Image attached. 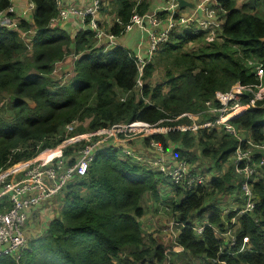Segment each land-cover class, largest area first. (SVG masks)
Wrapping results in <instances>:
<instances>
[{
    "label": "trees",
    "instance_id": "1",
    "mask_svg": "<svg viewBox=\"0 0 264 264\" xmlns=\"http://www.w3.org/2000/svg\"><path fill=\"white\" fill-rule=\"evenodd\" d=\"M30 1L32 10L18 17L16 29L0 26V172L56 145L65 137L59 127L75 119L86 121L87 131L119 122L167 129L130 144L134 152L140 150V159L114 144L98 147L85 173L68 180L57 193V214L39 234L27 238L24 247L0 253V264H170L185 255L215 264H264V165L248 180L252 209L239 213L245 196L232 161L234 149L245 147L244 140L264 139V99L230 119L243 138L239 143L220 125L172 128L190 123L186 115L176 116L206 108V100L216 107L215 91H226L234 82L252 89L260 85L261 78L247 60L264 70V6L255 14L253 5L236 7L235 0H216L215 17L221 22L214 36L194 49L184 50L183 44L200 39L205 30L170 31L169 40L156 49V57L165 60L164 79L151 84L147 79L154 59L139 72L136 56L126 46L118 42L103 51L95 44L86 27L88 15L71 37L64 26L50 24L57 13L56 0ZM98 2L96 12L111 16L107 29L115 36L133 14L146 13L150 5L149 0ZM10 4L0 0V11ZM19 30L29 35L28 42ZM70 53L75 55L72 74L58 81L52 76L55 63ZM251 96L245 92L239 101L247 103ZM215 114H203L202 119ZM150 141L160 145L166 161L184 160L192 171L203 174V181L187 188L152 167L147 158L159 151ZM70 152L68 147L62 151L65 156ZM258 156L256 151L251 158ZM161 182L170 186L162 192V204L177 225L173 244L182 247L180 253L169 250L170 257L164 243L147 236L140 222L148 209L143 195L158 199ZM7 207L2 197L0 208ZM25 223L26 217L23 230ZM200 226L197 233L195 227Z\"/></svg>",
    "mask_w": 264,
    "mask_h": 264
},
{
    "label": "built area",
    "instance_id": "2",
    "mask_svg": "<svg viewBox=\"0 0 264 264\" xmlns=\"http://www.w3.org/2000/svg\"><path fill=\"white\" fill-rule=\"evenodd\" d=\"M10 1L12 2V0ZM98 1L92 0L90 6L82 8H76L71 5L57 7V13L50 24H55L60 21L65 22L74 18L76 19V17L84 22L85 15H88L87 24L93 32L96 45L101 44L104 51L109 46L116 45L118 41L117 36L99 24L95 16V12L99 7ZM215 5L216 0H200L187 14H180L178 13V1L166 0L165 7L162 10L163 16L159 17L156 13L149 14V23L152 25V29H147L146 31V56H136L138 71L140 72L143 64L149 60L152 50H155L161 42L168 40L169 32L174 31L176 27L206 29L215 26L217 28L221 20L215 17ZM32 7L33 3L30 0H25L22 18L30 13ZM8 12H11L12 15L8 16ZM17 19L18 17L13 14L12 4L6 10L0 11V26L16 29ZM129 22L131 24L140 22V15L133 14ZM130 23L126 25L125 29L131 26ZM159 23L160 27L157 26ZM24 32L19 30L22 36ZM23 39L26 41V38ZM251 70L254 75L261 78V83L257 88L252 89L249 86L241 85L239 82H234L226 91L214 92L213 99L218 103L216 107L211 106L210 100H206L204 102L207 105L206 108L196 113L184 112L176 116L186 115L191 120L192 116L202 112L216 113L212 120L201 123H197L195 120H191L190 123L180 122L173 125L172 128L184 130L220 125L226 132L236 137L238 143L241 142L243 138L239 135L236 126L230 121V117L239 114L247 105L254 106L257 100L264 99V79L260 76L264 70L257 64ZM245 92L251 93L252 96L247 103H241L239 97ZM229 98H238L239 103L228 106L229 104H227L226 100ZM226 110L229 111L225 112ZM72 122L64 124L65 131L72 129ZM149 125L142 122H130L126 124L113 123L97 127L86 133L69 135L64 137L53 148H43L33 158L26 159L14 165L11 169L0 172V201L2 197H5V201L8 204L7 208H0V253L15 252L26 245L28 237L22 227L26 217L25 209L29 205L45 202L51 196L58 193L68 180L75 176L83 175L93 153L100 145L114 144L119 147L122 153L132 154L137 159L142 158V154L139 152L140 150L134 152L131 146L127 145V141L133 137H129V135L135 132V130H142L143 127H149ZM129 127L132 132L126 134V129H129ZM166 129L167 127L164 126L159 132L165 131ZM152 132L157 131H148L139 135L143 136ZM82 138L89 141L74 150L72 155H63L62 147L65 144ZM244 142L245 147L241 148L238 145L234 149V156L232 158L234 171L240 176L239 187L242 195L245 196L244 205L237 210L239 213L252 209L253 201L250 198L251 188L248 180L249 177L256 173L257 166L264 165V139L258 143L250 139L244 140ZM150 144L159 152L157 155L147 158L148 162L156 170L164 175H168L173 182H179L183 185L186 184L185 186L188 188L193 183H201L203 181V174L192 171V168L184 160L169 163L163 157L164 155L160 153V145L155 141H150ZM49 150L50 152H47ZM256 151L259 152V156L257 160H253L251 155ZM201 229V226L195 227L197 233ZM214 232L218 233L216 230ZM226 232H228V229ZM175 245V250L178 248L179 250L182 249L181 246Z\"/></svg>",
    "mask_w": 264,
    "mask_h": 264
},
{
    "label": "rangeland",
    "instance_id": "3",
    "mask_svg": "<svg viewBox=\"0 0 264 264\" xmlns=\"http://www.w3.org/2000/svg\"><path fill=\"white\" fill-rule=\"evenodd\" d=\"M247 2L248 3H244V4L253 5V8L251 9V12H253L255 14H260L261 11L263 10V6H264L263 2H264V0H253V1L252 0H248ZM249 2H253V4L249 3ZM236 3L238 5L240 3V0H236ZM91 4H92V0H83V2H80L79 0H74L73 1V5L75 7L76 6H83V5L84 6H90ZM111 6H112L111 3L110 4L108 3V5H106V10H110ZM102 15H104V14L103 13H99V16H101V19L105 18V20H106V19H109V17L111 18V16L108 15V14L106 16H102ZM101 22H103V21H101ZM108 23L109 22H107V23L103 22L102 26L107 28V24ZM182 28L183 27H180V26L176 27L174 29V31H181ZM200 29L205 30L203 32V34L201 35V38L200 39H195L194 38V39L189 40L185 44H183V49L184 50L185 49H189L190 47H193V49H194L201 42H203L205 39L212 38L214 36V34H215L214 30H216V27L213 26V28H206V29L205 28H200ZM196 30H199V28H197ZM26 36H29V35H27V33H26ZM140 36H143V40H145L146 36H147L146 33L144 31H142V29H139L137 34L135 35V37L137 39L140 38ZM137 44H138V41H137L136 45ZM124 46H126V48H128L135 55V52L132 49H136V46L132 48L131 46H129V45L125 44V43H124ZM156 49L152 50V52L150 54V59H152V60L154 59L155 60L154 70L152 72V75L150 76V78L147 79V82L151 83V84L154 83V82L162 81L164 79V68L163 67L165 66V60L156 57ZM68 55H66V56H68ZM140 57H142V56H140ZM68 62H70V61H68ZM247 64L249 66H252L250 68L253 69V67L257 63H255V61L253 59H249V60H247ZM70 66L71 65H69V66L63 65V67H61V68L55 66L53 71H52V76L54 78H56L58 81H61V82L65 81L72 74V69H70ZM260 76L262 77V79H264V71L261 73ZM140 83H141V79L138 78L137 79V83H136L137 84L136 87H138ZM117 93H118V95L125 96V93L121 94L119 91H117ZM226 102H227V104H229L228 106H232V105H235V104L239 103L238 102V98H229V99L226 100ZM206 106L207 105L205 104V107ZM228 111L229 110H226L225 112H228ZM203 114H204V116L206 118H208V116L211 115V113H209V112L208 113L202 112L200 114L192 116L191 120L208 121V120H212L213 119V118L212 119H207V120H205V118L202 119V115ZM85 122L86 121H84V120L75 119L72 122L73 123V127H72L71 130L65 131V125H61L59 127V132L58 133H62L65 137L69 136V135H74V134L86 133L87 130L85 129ZM119 123L120 124H126V123H121V122H119ZM163 128H164V126H160V125H149V127H143L142 130L138 129V130H135V132L131 133L132 131L130 130V127H129V129H126V134L131 133L129 135V137L130 136L131 137L132 136L136 137L139 134L144 133V132H148V131H157V132H159ZM50 141H51V139H50ZM88 141L89 140H87L85 138H82V139H79V140L74 141V142H69V143L65 144L64 147H62V150L68 147V150L72 151L70 153L73 154L74 150H76L83 143L88 142ZM58 143H60V142H58ZM56 145H57V143H56ZM54 146H55V144H54ZM53 147H50V148H53ZM38 153L39 152H37L34 156H36ZM223 166L226 167L225 164H223ZM12 167H9V168L4 169L2 171H6L8 169H11ZM160 184H159L158 191L160 192L161 195H159L158 199L153 200L149 196L148 193L143 195V197H142V198H144L143 202H145L147 204L148 209H147L146 213L142 217H140V222H141L142 228L144 230H146L145 234L147 236H152V237H154V239L156 241L160 240L161 242L164 243L166 256L170 257L172 254H170L169 256L167 254V252H169V250H171L172 252H175V253H180L179 248L175 250L174 248L176 247V245L173 244V237H174V234H175V232L177 230V225L175 223V219L172 218V216H171V212H170L169 208H165L163 206V204H162L163 203V198H164L163 197L164 195H162V192L166 191L167 188L170 190V186H169V184L166 186L162 182ZM167 196H169V195H167ZM211 198L212 197L210 196L208 198V200L209 199L211 200ZM155 207H156V209H154ZM169 263L170 264H215L212 260L204 261V260L199 259L198 257H195V256L189 258V256H187V255L179 257L174 263H171V262H169Z\"/></svg>",
    "mask_w": 264,
    "mask_h": 264
},
{
    "label": "crops",
    "instance_id": "4",
    "mask_svg": "<svg viewBox=\"0 0 264 264\" xmlns=\"http://www.w3.org/2000/svg\"><path fill=\"white\" fill-rule=\"evenodd\" d=\"M73 1L74 0H56V3L58 5V7H65V6H70V5L74 6ZM79 1L83 2V0H79ZM199 1L200 0H183V3L178 8V13L187 14ZM247 1L248 0H240V3L237 5L236 0H235V6L239 7L243 3H246ZM149 3H150V5L148 8V11L146 13L140 15V22L131 24L130 27L126 28L119 36H117V41L119 43H121L122 45H124V43H125V44L131 46L132 48L136 46V49H132V50L135 52V55L137 57H140V56L145 57L146 56L147 38L145 40H143V36H140V38H138L139 39L138 40L135 37V35L137 34L139 29H142V31H144L145 33H146L147 29H152V25L149 23V14L156 13L159 17L163 16L162 10H163V7H165L166 0H149ZM11 4H12V8H13V14L16 17H22L23 10L25 8V0H12ZM82 7H85V6L84 5L83 6H76V8H82ZM99 13L100 12H96L95 16L98 19H100V22L101 21L106 22V23L109 22L107 24V26L109 24H111V18L110 17H109V19H106V20H105V18L101 19V16H99ZM27 15H29V14H27ZM106 15L107 14L104 13V15H102V16H106ZM103 22H102V24H103ZM52 25L61 26V27L64 26L68 30L69 35L72 37L73 34L75 33V31L78 28L83 27L85 25V23L76 17V19L74 18V19L68 20L66 22L60 21V22L52 24ZM157 26L160 27V23ZM86 27L89 28L88 25H86ZM30 32H33V31H30ZM20 37L22 39L26 38V42H28V40H29V36H26L25 32H24L23 36L20 34ZM137 41H138V44L136 45ZM95 44H96V40H95ZM74 58H75L74 55L70 53L68 56H65L64 59L57 61L55 63V66L61 68V67H63V65H66V66L71 65L70 69H72V64H73ZM68 61H70V62H68ZM141 137L142 136L138 135L136 137L129 139L127 141V145H130V144L135 145L138 143L140 144L141 139H142ZM58 204H59V197L56 193L53 196H51L49 199H47L45 203L29 205L26 208V212H25L26 223H25L24 231L26 232V235L28 238H30L31 236H33L35 234H39L41 232V230L43 229V227L45 226V224L48 222V220L57 214Z\"/></svg>",
    "mask_w": 264,
    "mask_h": 264
},
{
    "label": "water",
    "instance_id": "5",
    "mask_svg": "<svg viewBox=\"0 0 264 264\" xmlns=\"http://www.w3.org/2000/svg\"><path fill=\"white\" fill-rule=\"evenodd\" d=\"M177 1H178V5L181 6V4L183 3V0H177ZM234 116H236V115L231 116L230 119H231L232 117H234Z\"/></svg>",
    "mask_w": 264,
    "mask_h": 264
}]
</instances>
